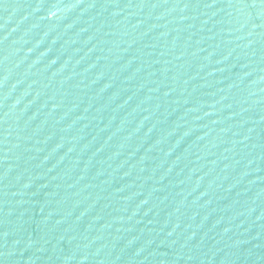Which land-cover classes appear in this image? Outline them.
Wrapping results in <instances>:
<instances>
[{"label":"water","instance_id":"95a60500","mask_svg":"<svg viewBox=\"0 0 264 264\" xmlns=\"http://www.w3.org/2000/svg\"><path fill=\"white\" fill-rule=\"evenodd\" d=\"M0 264H264V0H0Z\"/></svg>","mask_w":264,"mask_h":264}]
</instances>
